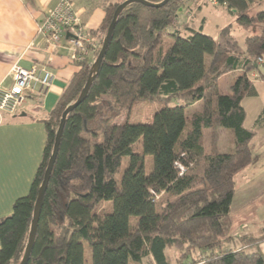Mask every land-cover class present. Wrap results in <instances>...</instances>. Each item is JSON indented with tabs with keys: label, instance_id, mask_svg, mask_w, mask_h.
Segmentation results:
<instances>
[{
	"label": "trees",
	"instance_id": "trees-1",
	"mask_svg": "<svg viewBox=\"0 0 264 264\" xmlns=\"http://www.w3.org/2000/svg\"><path fill=\"white\" fill-rule=\"evenodd\" d=\"M187 1L133 2L119 13L85 99L66 116L26 264H85L84 242L89 264H174L168 249L177 250L175 264H264V226L230 233L234 177L251 163L255 135L244 126L242 100L257 94L250 72L264 82V35L247 36L239 48L229 27L220 32L223 42L187 22L174 27ZM210 1L234 11L240 25L264 23V0ZM121 2L106 6L103 32ZM98 51L44 120L46 145L30 190L0 220V264L21 261L61 114L77 99ZM224 76L232 77L226 90ZM152 100L162 105L149 122L116 123L135 103ZM224 129L233 145L221 152ZM196 251L206 258H194Z\"/></svg>",
	"mask_w": 264,
	"mask_h": 264
},
{
	"label": "crops",
	"instance_id": "crops-1",
	"mask_svg": "<svg viewBox=\"0 0 264 264\" xmlns=\"http://www.w3.org/2000/svg\"><path fill=\"white\" fill-rule=\"evenodd\" d=\"M71 1L85 33L100 40L103 36L102 23L106 6L115 0ZM60 2L61 0H0V87L11 86L10 69L13 65L25 68L36 65L52 73L51 83L47 88L37 87L26 94L23 103L14 114H0V220L11 213L12 205L17 198L28 194L46 145L44 120L58 102L71 78L82 66L83 61L71 58L69 44L65 38L58 47L52 48L46 43L45 36L38 31L40 21ZM188 5L189 2H186L179 11L174 27L180 26V15ZM98 49L99 47L96 51ZM94 55L95 51L88 53L86 58L88 64ZM227 84L222 86L224 90ZM257 163H254L252 152V161L244 170L250 171ZM241 171L236 174L242 179L244 176L240 175ZM246 181L248 190L244 186L238 190L235 187L230 217L233 220V230L245 226L249 230L245 233H256L259 228L257 231L256 229L250 231L251 224L243 221L249 219L254 224L258 219L250 202L263 194L264 178ZM259 248L264 253V241L259 244Z\"/></svg>",
	"mask_w": 264,
	"mask_h": 264
},
{
	"label": "rangeland",
	"instance_id": "rangeland-1",
	"mask_svg": "<svg viewBox=\"0 0 264 264\" xmlns=\"http://www.w3.org/2000/svg\"><path fill=\"white\" fill-rule=\"evenodd\" d=\"M115 1L121 2V0H115ZM187 2H189V5L181 13L180 18H179V22H180L179 24L180 25L183 24L182 22L186 20V22L192 28L213 37L218 42H223L225 40L220 35L221 30L225 27H229V31H230L229 33L237 41L239 48L243 47L244 40L247 36L262 35V34L264 35V23L255 22L254 24L248 25V26L240 25L237 22V19H236L237 16L234 13V11H229L224 5L216 4L210 0H191ZM253 8L255 10L254 6ZM172 31H173V27H169L167 29V32L169 33H171ZM104 33L106 34V32H103L102 34L103 36H105ZM89 36L91 37L92 43L97 42V47H99V45L102 44L100 43V41L101 42L103 41V36L102 38H100V40H98L96 36H91V35ZM97 47L96 48L91 47L92 49L90 50L95 51L96 53ZM258 63L259 65H261L262 60L259 59ZM249 75H250V78L253 80L255 87L257 89V96L255 95L251 97H245L243 100V105L246 109L245 127L248 129L255 130V135L252 138L251 142L249 143V146L253 152L254 163L258 162L257 163L258 165L256 164L254 167H252L250 171L244 170V168L242 169V171L240 170L241 171L240 175L244 176L242 179L239 178V175L236 174V177H234V182H235V187L237 190L239 188H242L243 186L245 187L246 190L249 189V186H246L247 185L246 179L249 181H255V179H258V178H262V177L264 178V82L261 76L256 71L250 72ZM229 81H232V77L224 76L220 78L221 86H225L227 82ZM175 102L176 101L173 100L170 102L169 105H174ZM161 105H162L161 100L140 101L134 104L128 116L123 115L117 118L116 123H123L125 121H128L130 123L149 122L152 118L154 111L158 109ZM200 105H201L200 102L195 103L193 107L187 110V115H190L191 112L194 109L199 108ZM259 116H260V119H259ZM224 131L225 132L220 133V138L218 140V144L220 146L221 152L228 151V144L233 145V137H232L231 132L227 129H224ZM91 149L92 151H94L93 146ZM150 162H151V159H149V164L146 167V171H149L151 169ZM126 166H127V160L124 159L120 172L114 175V178L116 180L120 179L121 174ZM176 167L178 168V170L182 168L180 164L179 165L177 164ZM257 190L258 189H256V191ZM160 198L161 197L158 196V198L156 199L158 200ZM250 203H251L250 206L254 207V210L256 212V215L258 216V219L257 221L254 222V224H252V222H250L249 219L248 221L247 220L243 221V223L249 222L247 224H251L249 225L250 229L252 227V230L250 231H254L255 229H256L255 231H257L258 228H261L264 226V191L260 197H257L256 200H253ZM108 204L111 205V202L104 203L102 206V209L108 210L109 209ZM230 219H231V229H230L231 235L237 237L239 234H243L246 231H249L247 230L245 226L243 228L241 227L238 228V230L236 229L233 230V227H232L233 220L231 217ZM237 244L239 243L238 242L234 243V245H237ZM84 246H85V256H86L85 264H89L90 251H89L88 245L85 242H84ZM222 246L224 247V244ZM249 251H253V250L249 249ZM166 254L168 258L170 259V261L172 263H175L174 259L178 254L177 250L168 249L166 251ZM193 254H194V258H198V257H201L202 259L206 258V253H201L199 251H196ZM186 262H189V260H187Z\"/></svg>",
	"mask_w": 264,
	"mask_h": 264
},
{
	"label": "built area",
	"instance_id": "built-area-1",
	"mask_svg": "<svg viewBox=\"0 0 264 264\" xmlns=\"http://www.w3.org/2000/svg\"><path fill=\"white\" fill-rule=\"evenodd\" d=\"M38 31L45 36L46 43L52 48L58 47L65 38L69 44L70 56L76 61H84L92 51L91 47H97V42L92 43L91 37L85 33L71 0H61L59 5L40 21ZM10 74L11 86L0 87V114H13L23 103L26 94L37 87L47 88L52 79L49 70L36 65L29 68L13 65ZM180 171L183 172L184 168H180Z\"/></svg>",
	"mask_w": 264,
	"mask_h": 264
},
{
	"label": "water",
	"instance_id": "water-1",
	"mask_svg": "<svg viewBox=\"0 0 264 264\" xmlns=\"http://www.w3.org/2000/svg\"><path fill=\"white\" fill-rule=\"evenodd\" d=\"M168 1L169 0H162L160 2L155 3V2L148 1V0H124L115 8V10L112 14L111 21L108 25L106 34L103 38L101 47L98 51V54H97L94 62L92 63L91 70L89 72V75L87 77V80L85 82L84 87L82 88V90L79 93L75 102L70 104L69 106H67L61 114L59 125H58L56 132H55L54 143H53L51 155L48 159L47 166L45 168L41 184H40L38 191H37V196H36L34 206H33V214H32V220H31L30 231H29V235H28V239H27V244H26L25 251L23 253V256H22L19 264H26V262L29 258L33 243H34L44 193H45V190L47 188L48 181L50 178V173H51L54 161H55L57 153H58L61 134H62L64 125H65L66 116L69 112H71L73 109H75L85 99V97L88 93V90L91 86V83L94 80L96 73L98 72V69L100 67L101 61L104 57L106 48H107L108 43L110 41L114 26L116 23V19H117L119 13L122 11V9L126 5L133 3V2L141 3L145 6L160 7V6H163L164 4H166Z\"/></svg>",
	"mask_w": 264,
	"mask_h": 264
}]
</instances>
